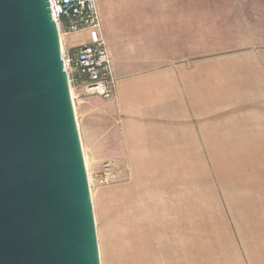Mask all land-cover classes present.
<instances>
[{"label":"crops","instance_id":"obj_1","mask_svg":"<svg viewBox=\"0 0 264 264\" xmlns=\"http://www.w3.org/2000/svg\"><path fill=\"white\" fill-rule=\"evenodd\" d=\"M114 4L98 2L115 91L76 102L85 155L176 181L137 206L122 264H264V0ZM211 165L217 187H191Z\"/></svg>","mask_w":264,"mask_h":264},{"label":"water","instance_id":"obj_2","mask_svg":"<svg viewBox=\"0 0 264 264\" xmlns=\"http://www.w3.org/2000/svg\"><path fill=\"white\" fill-rule=\"evenodd\" d=\"M0 264H101L50 0H0Z\"/></svg>","mask_w":264,"mask_h":264},{"label":"rangeland","instance_id":"obj_3","mask_svg":"<svg viewBox=\"0 0 264 264\" xmlns=\"http://www.w3.org/2000/svg\"><path fill=\"white\" fill-rule=\"evenodd\" d=\"M98 2L101 9L109 10L115 6V0H98ZM82 34V39H84L86 33L83 31ZM61 41L64 53L69 52L66 46L65 34H61ZM69 84L75 112L76 102L80 96L98 95L103 98H110L115 91L114 85L112 95L104 97L99 94L85 93L82 88L79 89L80 87L77 83L75 84L72 81H69ZM83 152L91 186L101 264H122L123 254L138 251L136 238L132 239L135 236L132 235V232L136 234L137 230V206L164 203L163 200L167 198H162L156 194H160L159 190L175 189L176 181L154 179L157 176H161L157 174H149L148 177L150 179H145L146 175L131 176L128 166L119 165L113 160H104L100 164L95 165L85 155L84 146ZM106 163L111 164L110 169H106ZM217 169L218 166L216 165L210 166V180L208 181V178L205 180V166L203 169L202 166H195L191 187H217ZM220 169L222 170L221 174H225L227 177L233 172V165L220 166ZM124 262L126 264L129 263L128 260Z\"/></svg>","mask_w":264,"mask_h":264},{"label":"built area","instance_id":"obj_4","mask_svg":"<svg viewBox=\"0 0 264 264\" xmlns=\"http://www.w3.org/2000/svg\"><path fill=\"white\" fill-rule=\"evenodd\" d=\"M60 36L85 31L87 39L64 53L69 81L85 93L110 97L115 85L112 58L102 34L98 0H50ZM106 163V169H110Z\"/></svg>","mask_w":264,"mask_h":264}]
</instances>
